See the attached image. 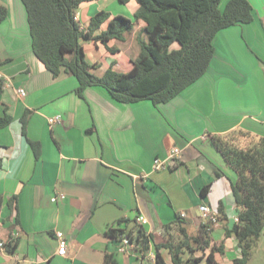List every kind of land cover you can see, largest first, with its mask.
<instances>
[{"label": "crops", "instance_id": "crops-1", "mask_svg": "<svg viewBox=\"0 0 264 264\" xmlns=\"http://www.w3.org/2000/svg\"><path fill=\"white\" fill-rule=\"evenodd\" d=\"M228 1L222 0L220 8ZM0 2L9 8L0 23L5 82L0 117L12 118L0 129V241L18 237L15 252L0 248V264H105L109 252L121 264H157L156 245L180 241V227L189 236L200 235L202 203L220 218L209 233L208 248L203 251L193 242L200 264H232L240 257L238 239L228 234L237 223L232 189L237 173L213 137L237 129L264 136V0H249L252 21L219 30L203 76L157 105L150 99L119 102L101 86L79 96L76 76H53L33 52L23 2ZM138 8L137 0H91L80 5L76 17L88 29L101 10L134 19ZM134 20L124 40L81 41L87 60L99 65L97 74L133 67L140 54L137 34L146 26ZM58 114L62 122L50 125L48 119ZM31 140L40 142V156ZM175 146L181 155L167 159ZM156 158L167 159L161 169L154 168ZM138 217L147 220L143 225L152 234L145 257L135 245L123 250V239L107 234L119 219ZM58 232L67 239L65 255L58 253ZM160 252L173 264L168 247ZM210 253L214 262L207 258Z\"/></svg>", "mask_w": 264, "mask_h": 264}, {"label": "trees", "instance_id": "trees-1", "mask_svg": "<svg viewBox=\"0 0 264 264\" xmlns=\"http://www.w3.org/2000/svg\"><path fill=\"white\" fill-rule=\"evenodd\" d=\"M21 1L27 10L33 52L53 76L58 77L61 73L76 76L79 96H83L88 87L101 86L123 103L150 99L157 105L170 101L205 74L215 53L214 39L219 30L250 22L254 17L249 0H229L223 9L220 8L222 0H137L139 8L134 19L146 23L144 30L137 34L140 54L133 60L129 71L120 72L111 67L100 75L95 72L99 65L87 60L81 41L95 39L107 43L111 39L124 40L125 35L135 28L134 19L113 16L109 11L101 10L85 29L77 20V10L91 0ZM120 1L127 3L129 0ZM8 15L7 4L0 2V23ZM107 20V29L96 34ZM4 85L0 77V93ZM11 120L8 114L1 116L0 129ZM27 120L25 115L23 133ZM213 143L237 173L232 189L239 221L228 230V234H234L241 247V256L232 264H247L264 232V136L237 129L215 135ZM31 144L36 156H40V142L31 140ZM2 164L0 156V167ZM208 188L202 190L204 195ZM138 218L119 219L116 226L108 228L107 234L117 240L128 238L145 257L152 234ZM131 222L134 225L130 228ZM213 225L212 221L202 223L200 235L196 237L189 236L186 229L180 227V241L169 240L165 245H156V263L169 264L160 252L165 246L170 249L173 264H200L202 257L194 255L193 242H197L203 251L208 248ZM17 239L12 236L3 241L2 249L15 252ZM207 258L214 262L212 253ZM105 264L121 263L114 253L109 252Z\"/></svg>", "mask_w": 264, "mask_h": 264}, {"label": "built area", "instance_id": "built-area-1", "mask_svg": "<svg viewBox=\"0 0 264 264\" xmlns=\"http://www.w3.org/2000/svg\"><path fill=\"white\" fill-rule=\"evenodd\" d=\"M20 94L25 96L26 95V91L24 89H20ZM63 117L61 114L55 115L53 117H50L48 119L50 125H53L55 123H59L62 122ZM181 155V149L177 146H175L169 157L167 159H173L176 157H179ZM167 159H161V158H156L155 162H154V168L155 169H161L163 167V165L165 164V162L167 161ZM53 201L56 200V198H52ZM200 215L201 218L206 222V221H212L214 224H216L219 221V212H217L215 209H213L211 207V205H209L208 203H202L200 205ZM183 215H185L183 213ZM138 221L141 222L142 224L147 223V220L143 217H139ZM236 221H239V216L236 217ZM58 238H59V248H58V253L60 255H65L67 253V239L64 237V235L61 232H58ZM16 237V236H15ZM124 247L123 250H128L129 246L134 245L133 243H130L128 238H124ZM4 246V242L0 241V248H3Z\"/></svg>", "mask_w": 264, "mask_h": 264}, {"label": "rangeland", "instance_id": "rangeland-1", "mask_svg": "<svg viewBox=\"0 0 264 264\" xmlns=\"http://www.w3.org/2000/svg\"><path fill=\"white\" fill-rule=\"evenodd\" d=\"M247 264H264V232L258 239L257 245L253 248Z\"/></svg>", "mask_w": 264, "mask_h": 264}]
</instances>
